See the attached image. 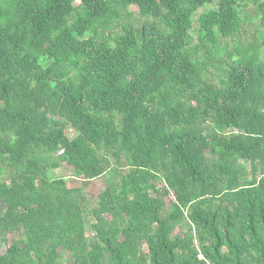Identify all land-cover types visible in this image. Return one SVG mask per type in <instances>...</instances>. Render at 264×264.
I'll use <instances>...</instances> for the list:
<instances>
[{
    "label": "trees",
    "instance_id": "1",
    "mask_svg": "<svg viewBox=\"0 0 264 264\" xmlns=\"http://www.w3.org/2000/svg\"><path fill=\"white\" fill-rule=\"evenodd\" d=\"M0 264H264V0H0Z\"/></svg>",
    "mask_w": 264,
    "mask_h": 264
},
{
    "label": "rangeland",
    "instance_id": "2",
    "mask_svg": "<svg viewBox=\"0 0 264 264\" xmlns=\"http://www.w3.org/2000/svg\"><path fill=\"white\" fill-rule=\"evenodd\" d=\"M75 3L79 4L81 0H74ZM63 166L58 170L59 173H66L70 174L69 169L67 168L66 164L63 163ZM102 177L95 178L94 180H84L82 178L74 177L69 175L68 177V184L69 186H79L84 185L91 197H97L98 193L101 191L103 187Z\"/></svg>",
    "mask_w": 264,
    "mask_h": 264
}]
</instances>
